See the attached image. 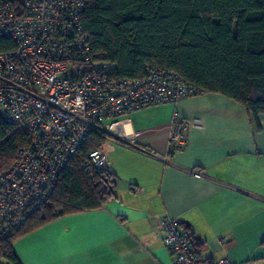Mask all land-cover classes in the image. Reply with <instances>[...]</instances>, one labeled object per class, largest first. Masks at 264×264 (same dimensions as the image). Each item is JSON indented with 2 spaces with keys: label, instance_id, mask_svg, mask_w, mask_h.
I'll list each match as a JSON object with an SVG mask.
<instances>
[{
  "label": "crops",
  "instance_id": "0c3cea01",
  "mask_svg": "<svg viewBox=\"0 0 264 264\" xmlns=\"http://www.w3.org/2000/svg\"><path fill=\"white\" fill-rule=\"evenodd\" d=\"M174 118L189 127L184 150L169 141ZM259 121L260 129L242 104L215 92L125 115L110 131L130 144L106 143L116 197L17 239L20 264H173L157 228L166 216L180 220L203 260L264 264Z\"/></svg>",
  "mask_w": 264,
  "mask_h": 264
},
{
  "label": "built area",
  "instance_id": "2783aa9c",
  "mask_svg": "<svg viewBox=\"0 0 264 264\" xmlns=\"http://www.w3.org/2000/svg\"><path fill=\"white\" fill-rule=\"evenodd\" d=\"M87 4L0 0V36L15 43L0 52V117L30 136L10 168L0 171V240L49 200L93 129L111 132L110 126L131 112L158 104L176 108L181 100L204 93L178 71L157 66L141 78L116 77L117 65L90 45L82 22ZM168 127L170 143L184 150L188 124L174 118ZM82 168L111 173L106 144L92 151ZM112 180L117 183L115 176ZM157 228L173 264H232L226 256L203 260L176 217L160 218Z\"/></svg>",
  "mask_w": 264,
  "mask_h": 264
},
{
  "label": "trees",
  "instance_id": "16d2710c",
  "mask_svg": "<svg viewBox=\"0 0 264 264\" xmlns=\"http://www.w3.org/2000/svg\"><path fill=\"white\" fill-rule=\"evenodd\" d=\"M82 22L93 52L117 65L116 77L141 78L150 66L178 71L204 93L242 104L261 128L264 0H88ZM14 47L13 40L0 36V52ZM29 141L27 132L0 117L1 172ZM107 142L130 144L104 128L93 129L49 200L0 240V264H20L13 244L22 236L61 216L99 209L116 197L112 173L82 168L88 155Z\"/></svg>",
  "mask_w": 264,
  "mask_h": 264
},
{
  "label": "water",
  "instance_id": "95a60500",
  "mask_svg": "<svg viewBox=\"0 0 264 264\" xmlns=\"http://www.w3.org/2000/svg\"><path fill=\"white\" fill-rule=\"evenodd\" d=\"M114 134V133H113Z\"/></svg>",
  "mask_w": 264,
  "mask_h": 264
}]
</instances>
